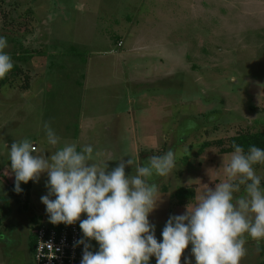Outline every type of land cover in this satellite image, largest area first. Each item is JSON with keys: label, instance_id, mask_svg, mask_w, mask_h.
I'll list each match as a JSON object with an SVG mask.
<instances>
[{"label": "rangeland", "instance_id": "obj_1", "mask_svg": "<svg viewBox=\"0 0 264 264\" xmlns=\"http://www.w3.org/2000/svg\"><path fill=\"white\" fill-rule=\"evenodd\" d=\"M0 37L8 54L31 55L0 92V264H31L33 220L47 216L46 173L31 181L28 209L24 197L19 204L7 193L14 141L28 139L46 157L66 144L91 145L89 163L108 171L131 158L126 176L172 150V172L150 178L160 202L148 219L162 242L169 217L226 178L217 171L230 154L216 142L264 130V0H1ZM45 122L60 137L56 146L47 143ZM138 147L149 150L135 155ZM254 168L264 189V164ZM181 188L192 192L183 204L174 196ZM191 248L180 264H195ZM245 248L240 264L264 263V240L257 251L246 237Z\"/></svg>", "mask_w": 264, "mask_h": 264}, {"label": "clouds", "instance_id": "obj_2", "mask_svg": "<svg viewBox=\"0 0 264 264\" xmlns=\"http://www.w3.org/2000/svg\"><path fill=\"white\" fill-rule=\"evenodd\" d=\"M7 47L6 38L0 37V79L14 67L4 51ZM43 127L47 143L56 146L60 137L48 122ZM231 147L230 159L217 171L222 169L226 178L215 183L214 190L204 185L194 206L189 203L184 214L170 216L162 242L148 219L160 202L159 186L150 178L172 172L176 166L172 150L149 156L130 176L125 168L133 166L131 158L120 160L111 171L107 164L89 163L91 145L77 151L75 144H66L46 157L35 155L28 139L14 141L9 160L17 193L22 192L21 182H38L42 173L47 174L48 192L41 203L54 225L79 221L84 237L76 242L83 245L81 264H149L153 256L156 264H180L189 244L195 264H240L247 252L246 237L257 242V251L264 240V189L254 168L264 164V149L252 145L245 152L235 143ZM82 214L87 218L80 220ZM90 240L98 243V251L90 250ZM185 264L191 260L186 258Z\"/></svg>", "mask_w": 264, "mask_h": 264}, {"label": "trees", "instance_id": "obj_3", "mask_svg": "<svg viewBox=\"0 0 264 264\" xmlns=\"http://www.w3.org/2000/svg\"><path fill=\"white\" fill-rule=\"evenodd\" d=\"M1 2V0H0ZM29 51H24L22 54H16V52H13L12 54H9L12 58L14 67L13 69L6 75L4 79H0V92L3 90L5 86H11L12 82L14 81L13 77L16 78L18 76H21L24 71H23V64L27 62V60L31 59V55L29 56ZM29 76L25 74V82L26 84L23 86L25 90L29 89ZM235 143L238 145H241L245 152H247L249 146L255 145L259 148L264 149V130H258L256 132L252 131H242L239 132L237 135L231 137L229 141L226 142L224 140H218L216 142V145L220 148L219 153L222 155L225 154H230L234 151V149L231 147V145ZM212 145V143H211ZM210 146V143H205L201 147L200 151L203 152L207 147ZM151 152H154L153 150ZM160 152V151H158ZM185 162H188V159H185ZM15 185H11L9 189L7 190V193L9 195H13L15 201L17 203H21L22 198H25V203L24 204V209H28V204L30 202V196H31V189H32V183L29 181L28 183H23L21 186L22 192L17 193L14 191ZM177 200L180 201L181 204L185 202L186 200L189 199V197H192V192L190 189L186 188H181L179 189L176 194L174 195ZM3 220H4V215H3V207L0 204V230L3 227ZM41 220V219H40ZM40 220L36 221L35 219L33 220L34 225H33V232L31 234V252L33 253L34 249V244H35V230L40 226ZM264 264V263H262Z\"/></svg>", "mask_w": 264, "mask_h": 264}, {"label": "built area", "instance_id": "obj_4", "mask_svg": "<svg viewBox=\"0 0 264 264\" xmlns=\"http://www.w3.org/2000/svg\"><path fill=\"white\" fill-rule=\"evenodd\" d=\"M80 239L84 237L79 221L72 225H54L45 216L35 230L31 264H81L83 245L76 244Z\"/></svg>", "mask_w": 264, "mask_h": 264}, {"label": "crops", "instance_id": "obj_5", "mask_svg": "<svg viewBox=\"0 0 264 264\" xmlns=\"http://www.w3.org/2000/svg\"><path fill=\"white\" fill-rule=\"evenodd\" d=\"M143 150H149V149H141V148H137L136 149V152H135V155H139V152L141 151H143ZM154 151L155 149H150V151ZM114 158L113 157H111V160H113ZM48 215V214H47ZM7 232V231H6ZM10 239V233L8 232V235L5 237V240H3V242L5 241L6 242V240H9ZM92 251H93V247H92ZM151 259V258H150ZM32 260H33V257H32ZM32 263V262H31Z\"/></svg>", "mask_w": 264, "mask_h": 264}]
</instances>
